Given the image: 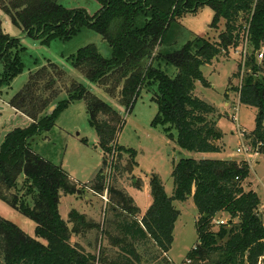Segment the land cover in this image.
<instances>
[{
    "label": "trees",
    "instance_id": "16d2710c",
    "mask_svg": "<svg viewBox=\"0 0 264 264\" xmlns=\"http://www.w3.org/2000/svg\"><path fill=\"white\" fill-rule=\"evenodd\" d=\"M100 6L93 15L83 9L69 10L60 0H0L3 12L28 37L48 44L66 39L85 27L109 45L111 57L104 58L94 45H87L72 57L73 69L87 84L80 83L54 63L30 73L26 84L8 105L28 120L25 128L7 133L0 144V202L35 225V238L0 217V264H170L167 254L173 242L179 212L174 202L191 198L197 210V243L186 255L189 264H264V224L256 193L246 192L249 165L245 161L182 159L173 167V195L168 197L161 180H149L151 205L144 214L132 198L106 185V164L126 155L124 173H131L134 150L119 148L122 128L119 113L89 89L90 84L129 107L142 89L150 91L157 106L154 124L166 128L177 146L189 152L218 153L222 134L217 130L216 110L195 96V84H209L201 68L242 47L247 39L243 64H237L241 85L234 90L241 105L258 112L250 145L264 150V0H94ZM208 7L213 12L211 29L223 19L225 26L215 41L197 36L172 48H160L169 30L185 17ZM176 41L170 45H175ZM20 40L4 32L0 20V65L4 77L0 88L21 70ZM172 66L170 77L163 70ZM232 79L229 80V87ZM66 98L60 100V95ZM82 101L89 124L103 152V167L83 188L61 168L33 153L29 141L50 131L57 115L70 103ZM55 106L53 113L48 110ZM253 147V146H252ZM117 152H120L117 154ZM115 166L111 173L119 171ZM105 172V173H104ZM110 179V176H109ZM116 182V181H115ZM140 189V185L136 184ZM89 191L110 198L100 225L75 210L63 221L58 213L61 196H81ZM108 214L110 217H107ZM225 216L224 225H213ZM105 239L93 254L74 238ZM41 240V242H40ZM101 241V240H100ZM43 242V243H42ZM89 247L92 245L89 243Z\"/></svg>",
    "mask_w": 264,
    "mask_h": 264
},
{
    "label": "rangeland",
    "instance_id": "374dc122",
    "mask_svg": "<svg viewBox=\"0 0 264 264\" xmlns=\"http://www.w3.org/2000/svg\"><path fill=\"white\" fill-rule=\"evenodd\" d=\"M59 3L69 10L83 9L89 16H93L100 8L94 0H60ZM212 18L213 12L208 7L202 8L196 15L185 17L180 23L170 28L168 37L160 50L168 53L172 48H179L197 36L215 41L224 31L225 23L221 19L217 29H211L209 26ZM0 20L4 32L11 38L19 39L21 47L18 54L21 64L19 74L10 80L9 85L0 88L1 144L7 133L16 128H25L29 124L26 118L9 107L8 102L20 92L30 73L48 63H54L75 80L87 84L85 78L73 69L72 57L79 49L87 45H94L104 58L111 57V49L101 36L85 27L66 39L55 38L48 44H43L39 40L28 37L20 28L12 25L9 18L1 11ZM174 41H176L175 45L171 46L170 44ZM247 50L248 47H246ZM237 51L239 53V49ZM240 62L242 64L240 56L235 52H231L227 57H220L211 65L201 68L202 75L209 85L204 86L199 82L195 84V96L216 110L217 130L222 134V139L217 142L220 147L218 153H195L180 149L176 144L174 129L171 130L173 139H170L165 131L167 127L154 124L157 106L152 100L150 91L142 89L134 102L129 107H125L116 98L109 97L103 89L94 84L88 85L90 91L113 107L122 119V128L117 137L118 147L135 152L136 166L131 173L122 172V169L127 167L128 156L123 155L121 161H118L119 158L115 159V155L107 158L106 185L123 191L133 199L141 214H144L151 205L149 188L151 175L161 180L166 195L172 197L173 167L182 159L246 161L249 165V173L242 185L246 192L252 191L259 198V210L264 223V150L258 151L256 146L254 147L255 144L252 145L253 147L250 145V136L256 128L259 112L255 108L241 105L238 93L234 90L241 85L243 68L240 76L233 80V75L237 73V64ZM162 68L170 77L176 74L172 66L163 65ZM3 77V68L0 65V79ZM230 79L233 81L229 87ZM59 98L64 100L66 96L61 94ZM262 124L264 127V120ZM240 133L243 141H240ZM241 142L251 149L248 152L237 153L236 149L241 148ZM29 148L46 162L61 168L81 188L90 184L103 167V152L98 146V137L89 124V117L82 101L72 102L63 109L57 115L53 128L32 138L29 141ZM115 164L119 171H114L113 174L111 169ZM136 184L140 185V189L136 187ZM109 200L106 194L100 197L89 191L78 197L61 196L58 213L63 221H67L69 213L75 210L101 225L105 219ZM173 205L179 212V216L174 225L171 248L162 257L167 258L170 264H189L185 261V257L197 243L195 229L197 210L191 198L184 202H174ZM0 217L16 225L28 236L35 238L34 223L1 202ZM107 217L110 215L108 214ZM220 219L227 218L223 216ZM212 228L217 229L216 222ZM73 241L80 243L86 251L93 254H97L99 244L104 247L108 245L105 239L96 241L95 236L92 235L85 239L74 238ZM89 243L91 247L88 246ZM149 264H157V261Z\"/></svg>",
    "mask_w": 264,
    "mask_h": 264
},
{
    "label": "built area",
    "instance_id": "2783aa9c",
    "mask_svg": "<svg viewBox=\"0 0 264 264\" xmlns=\"http://www.w3.org/2000/svg\"><path fill=\"white\" fill-rule=\"evenodd\" d=\"M246 47H247V39L245 38V39L243 40V45H242V47L239 48V53H238V51H236V54H238V56H240V58H241V60H242V64H243L244 59H245V56H246ZM263 55H264V49H262V50L258 53V55H257V59H258V61H261V60L263 59ZM239 138H241L240 141H243V137H242V134H241V133H240V135H239ZM240 147H241V148H237V149H236V152H237V153L248 152L249 149H251V148H247L245 145H243L242 142L240 143ZM259 147H260V145L258 144L256 150H258ZM105 202H106V200H105ZM224 224H225V220H222V219H221V220H219V221H216V225H218V226H219V225H224Z\"/></svg>",
    "mask_w": 264,
    "mask_h": 264
},
{
    "label": "water",
    "instance_id": "95a60500",
    "mask_svg": "<svg viewBox=\"0 0 264 264\" xmlns=\"http://www.w3.org/2000/svg\"><path fill=\"white\" fill-rule=\"evenodd\" d=\"M54 109H55V106L51 107V108L48 110V114L53 113Z\"/></svg>",
    "mask_w": 264,
    "mask_h": 264
},
{
    "label": "crops",
    "instance_id": "0c3cea01",
    "mask_svg": "<svg viewBox=\"0 0 264 264\" xmlns=\"http://www.w3.org/2000/svg\"><path fill=\"white\" fill-rule=\"evenodd\" d=\"M13 110V109H12ZM14 111V110H13ZM18 114V113H17ZM20 115V114H19ZM234 161H236V160H234ZM246 162V161H245ZM245 189V188H244ZM264 224V223H263Z\"/></svg>",
    "mask_w": 264,
    "mask_h": 264
}]
</instances>
